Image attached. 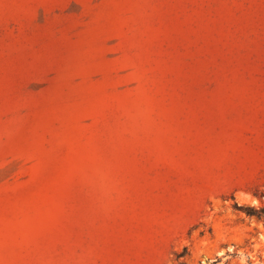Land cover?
<instances>
[{"label":"rangeland","instance_id":"374dc122","mask_svg":"<svg viewBox=\"0 0 264 264\" xmlns=\"http://www.w3.org/2000/svg\"><path fill=\"white\" fill-rule=\"evenodd\" d=\"M239 207L264 0H0V264H264Z\"/></svg>","mask_w":264,"mask_h":264},{"label":"trees","instance_id":"16d2710c","mask_svg":"<svg viewBox=\"0 0 264 264\" xmlns=\"http://www.w3.org/2000/svg\"><path fill=\"white\" fill-rule=\"evenodd\" d=\"M238 209L242 210L247 216L257 218L259 221L263 222L264 224V207H247V208L239 207ZM186 253L187 252L185 249L182 254L177 255V259H181L186 255Z\"/></svg>","mask_w":264,"mask_h":264}]
</instances>
